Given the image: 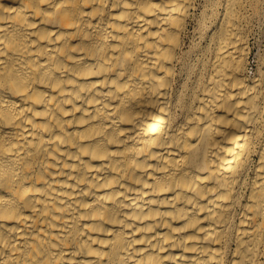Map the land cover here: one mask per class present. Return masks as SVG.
<instances>
[{
    "label": "bare ground",
    "instance_id": "1",
    "mask_svg": "<svg viewBox=\"0 0 264 264\" xmlns=\"http://www.w3.org/2000/svg\"><path fill=\"white\" fill-rule=\"evenodd\" d=\"M210 1L0 0V264H261L264 59Z\"/></svg>",
    "mask_w": 264,
    "mask_h": 264
},
{
    "label": "rangeland",
    "instance_id": "2",
    "mask_svg": "<svg viewBox=\"0 0 264 264\" xmlns=\"http://www.w3.org/2000/svg\"><path fill=\"white\" fill-rule=\"evenodd\" d=\"M200 4L199 9L211 3L210 0H197ZM251 7L248 11V20L246 23L245 34L248 44L251 48L249 71L251 74L259 67V61L264 59V0H250ZM195 24H192V27ZM191 31V26L189 32ZM186 43L188 41L186 40ZM264 264V255L260 259Z\"/></svg>",
    "mask_w": 264,
    "mask_h": 264
}]
</instances>
